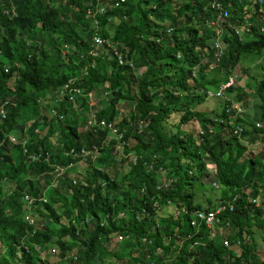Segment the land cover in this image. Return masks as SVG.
Instances as JSON below:
<instances>
[{"label": "trees", "instance_id": "1", "mask_svg": "<svg viewBox=\"0 0 264 264\" xmlns=\"http://www.w3.org/2000/svg\"><path fill=\"white\" fill-rule=\"evenodd\" d=\"M219 1L232 15L220 20L225 45L213 64L217 25L208 23L215 11L206 9L205 0H0V54L5 57L0 59V103H9L0 128H17L21 138L28 137L31 151L50 155L49 163L37 166L21 155L19 172L12 171L11 161L5 163L0 185L15 181L16 188L0 192V264H264L258 255L264 247V75L255 92L261 107L252 118L237 115L231 126L223 107L210 114L195 107L242 59L264 61V32L257 28L239 39L228 27L239 19L237 3ZM97 34L106 42L96 54ZM212 69L223 75H211ZM72 76L83 93L78 107L63 98L58 105L63 116L52 115L56 123L48 120L41 114V107L51 106L48 93ZM227 91L238 99L249 96L239 86ZM88 93L99 100L93 109L97 122L112 123L118 139L108 129L88 128ZM120 101L125 114L117 107ZM33 118L24 131L23 123ZM192 119L202 132L180 128ZM234 127H240L246 144ZM257 141L258 158L249 151L245 155L248 144ZM94 146L99 157L82 179L72 168L62 172L56 186L47 184L53 164L66 168L78 161L71 149ZM30 175L45 180V200L27 205L23 194L40 192L33 189L38 182L23 180ZM157 175L169 180L159 181ZM210 175L209 187L219 192L216 201L204 191L198 198L194 189ZM169 203L183 212L159 217ZM229 203L232 210L227 205L216 224L227 234L209 238L203 222L198 228L190 225L194 210ZM232 229L234 234L228 232ZM224 240L236 244L239 253ZM53 247L55 260L51 253L41 257Z\"/></svg>", "mask_w": 264, "mask_h": 264}, {"label": "clouds", "instance_id": "2", "mask_svg": "<svg viewBox=\"0 0 264 264\" xmlns=\"http://www.w3.org/2000/svg\"><path fill=\"white\" fill-rule=\"evenodd\" d=\"M216 1H219V0H216ZM225 2H227V1H225ZM262 6L264 7V0H263ZM205 7H206V9L210 8V4H209L208 0H205ZM210 10L213 11V9H211V8H210ZM234 10L236 11V7L234 8ZM216 28H217V26H216ZM214 33L216 34V35H214V41H215L216 38H217V32L215 31ZM254 33L255 34L257 33L256 28H255L253 34ZM96 37H99L102 40L101 44L96 42ZM218 38L221 41V48L224 51V45H225V43H224L225 42L224 41V34L221 37H218ZM214 41H213V46H214ZM105 42H106V40L102 36H99L98 34L94 35L93 36V49L92 50H94L95 53L97 54L96 51L98 50L99 47H103V44ZM2 43H3V34L0 31V46H1ZM214 49H215V47H214ZM222 54L220 56H216L215 55V50H214V62H213V64L215 62L217 63L220 60ZM75 77H77V76H72L71 78L68 79V81L63 86H60L59 88L55 89L54 91L48 93V94H50L49 102H50L51 106L49 108L41 107V114L45 115L48 118V120L49 119L52 120L51 116L55 115L56 113H59L58 105L60 104L61 99L66 98L68 101H71L73 103L75 102V104H76L75 106H77V104H79L78 98L80 96H83V93H82L81 88L79 86L75 85ZM217 90L216 91L215 90H211V89L210 90H206V93L208 91H211V92L214 93L212 96H208L207 95V97L208 98L217 97V96L221 97L222 94L225 91H227V89H226L222 94L217 95V94H215L217 92ZM85 95L87 97V103L89 105V112H88V116H87V118H88V126H89L88 128L95 129L96 127H100L102 129H108V130L111 131L110 137H114V138L118 139L120 137V135H116L117 132H116V129H114V126H113L112 123H107L104 119H101V120H104L105 124H106L105 126H103L102 124H100L101 120H99V122H97V114H96V112H93V109L98 104V103H96V100H94V98H93V96L95 97V95L93 93L92 94L88 93V94H85ZM71 96H72V98H70ZM234 101H236V100H231V99L226 100L224 105H223L224 110L226 108V105H231ZM8 105H9V103H8L7 100H4V101H2L0 103V124L3 122L2 120L6 118ZM55 105L57 107H55ZM42 110H44V113L42 112ZM59 114H61V113H59ZM231 115L234 116V117H232ZM231 115H228L226 113V117H228L227 120H226V123L228 124V120L232 119L234 121L233 122H229V124L232 126V124H234V122H235V117L237 115L241 116V114L240 113L235 114L234 112H232ZM60 116H63V114H61ZM33 121H35L34 118L32 120H30L29 122L23 123L24 131L28 130V126L30 124H32ZM39 121H40V119H39ZM42 121L43 120H41V122ZM52 121L55 122L54 120H52ZM256 121L260 122L257 119L255 120V122ZM108 124H111V126L108 127ZM34 130H35V132L39 131L38 128H35ZM239 137H240V135H239ZM27 138L28 137L25 136V135H22V138H21V133H20V131L17 130V128L13 129V131H11V132L10 131H5L2 128H0V175L2 173V170L5 169V163L7 161L8 162H10V161L12 162V167H13L12 171L19 172L21 169H23V167H22V159L20 157L21 155L26 158L27 162L30 165H34V166L42 165V163H45V162H47V163L50 162V160H49L50 155H49L48 151L47 150L46 151H42V150L31 151L29 149V145L27 144V141H28ZM240 140H241V137H240ZM9 145L13 146V148H11V150L9 152V155H8ZM117 148H118V152L121 153V146H119V147L117 146L116 149ZM71 153H73L75 155H78L77 156L79 158L78 161L70 162L66 168H63V166H61V165L53 164L54 165L53 171L48 172L49 176H50V180H49V182H47V184L49 186H56L57 183H58V179H62L61 178L62 172H64L65 170L74 168L73 165L77 164L80 160H84L86 162V166H85V168H86V167H89L92 164L95 165V159L97 157H99V151H98V149L95 146H94V149L92 151L88 150V149H85V148H81L77 152H74V150L71 149ZM87 156H90V160H88ZM133 158L134 157H132L131 159H133ZM54 171H56L57 174H58L56 177H53L51 175V173L54 172ZM83 173H84V171H83ZM118 177H119V175H117V179H118ZM29 179L32 180L33 182H38L37 185L33 189L34 190L38 189V190H40V192L37 193L36 191H34L32 195H29L28 193L25 192L23 194V196H22L23 202L28 205L35 199H43V200H45V198H44V196H45V188L42 187L44 182H45V180L40 178V181H39L38 180L39 176L35 177V176H32V175H30V177H27L26 179H23V180L28 182ZM5 182L6 181L4 180V182L0 185V192L4 191V192L11 193L16 188V182L15 181L8 182L6 185H4ZM73 182H75V180H73ZM21 184L25 185V183H21ZM255 199H257V201H258V198H255ZM0 202H1V199H0ZM27 205H26V209L23 210V212H24V219L29 221V219L32 216H31V212H30L29 207L27 208ZM7 211H9V209H7ZM117 238H120V236H117Z\"/></svg>", "mask_w": 264, "mask_h": 264}, {"label": "rangeland", "instance_id": "3", "mask_svg": "<svg viewBox=\"0 0 264 264\" xmlns=\"http://www.w3.org/2000/svg\"><path fill=\"white\" fill-rule=\"evenodd\" d=\"M216 32H218V31H216ZM110 34L113 35V31H111ZM214 35H216V34L214 33ZM217 37H219L218 33H217ZM0 59L5 60V57L0 55ZM241 61L242 62H240L235 67L236 69H234L231 72L229 77L234 79V85L233 86H239L241 88V90L244 91L245 93H248L249 96H246L243 99H238V98L235 97V94L233 92L225 91L222 94L221 97L217 96V97L205 98L204 101H202L201 103L197 102L195 107L198 110L205 111L207 114H210L212 111L219 112V111H221L225 101L228 100V99H231V100H237V101H234L233 104L236 105L237 108L240 109L238 112H240L242 118H247V117L248 118L249 117L252 118L254 116V113L257 110V106H258V108L261 107V106H259L260 102L257 101V96H256L255 92H256V85H257L258 80L264 75V69H263L264 61H263L262 58H252V57H247L245 59H242ZM143 69L144 68H142L140 71H142ZM212 71H213V69H212ZM211 75H217L218 77H221L223 74L222 73L219 74V73H216L215 71H213L211 73ZM189 84H192V83L190 82ZM99 92L101 94V88H99L97 90V93H99ZM93 98H94V100H96V103H98L97 98H95L94 96H93ZM117 107H118V109L120 110L121 113L125 114L127 112V109L122 105L121 101L118 102V106ZM42 112L44 113V110H42ZM177 115L178 114H176L174 116L178 117ZM175 117H173V119ZM233 121L234 120L229 119L228 123L229 122H233ZM170 122H171V120L168 121V123H165L166 129H169ZM200 126H201V123L197 119H192L188 123H186L184 125H181L180 128L181 129H185V130L188 129V130L194 131V132H196V131L197 132H202ZM80 127H82V125ZM44 132H45V130H43L41 134L43 135ZM241 141L244 144L247 143V141L245 139L241 138ZM261 149H262V146H261L260 142H258V141L256 143H253L252 145L248 144V147L246 148L247 151L245 152V155H247V152L249 151L251 156H255V157L258 158V156H259L258 153L260 152ZM85 166H86V162L84 160H80L77 164L73 165V167L75 168V172H74L73 176L76 177V178H82ZM208 169L211 172L214 169V166L213 165L212 166H208ZM68 170H71V169H68ZM51 175L53 177H56L58 174H57L56 171H54V172L51 173ZM157 176H158L157 179L159 181H161V178H163L162 180H164V183L167 182V180H169V179H167L166 175L161 176V177L159 175H157ZM211 177H212V175H210L208 178L202 179L201 182H198V183H204V185L196 184V186L194 187V189L198 191V198L199 197L203 198L204 197V192H206L207 193L206 195L208 197H210L214 201L217 200V199H215V197L219 193L218 192V188H216V187L215 188H210L209 187L208 180ZM202 191H204V192H202ZM202 205L205 207L206 203H203ZM182 212H183L182 210H178V208L176 207V205L174 203H169L167 208L160 210V212H159L160 216L159 217H161V216L168 217L170 215L171 216L172 215H174V216L175 215H180ZM215 232H218V233H222L223 232V235H225V233L227 234V230H225V229H222L221 231L220 230H216ZM228 232H231V234H234L235 230L232 229V230H229ZM212 236H213V231L210 230L208 237L211 238ZM66 241H71V240L67 239ZM111 243H113V242H111ZM229 248L230 249H234L233 252L235 254L239 253V248L237 247L236 244L231 245V243H230L229 244ZM0 250L2 251L3 249H0ZM57 251H58L57 248L53 247V248H51L49 250H43L40 253H41V257L42 258L48 257V255H49L48 253H51L52 254V255L50 254L51 258L53 260H55L56 256H54V255L57 254ZM258 255L260 256L261 259L264 260V247H262L260 250H258ZM135 258H136L135 260L138 259L137 256H135ZM52 259H50V260L53 262ZM128 264H132V262H129Z\"/></svg>", "mask_w": 264, "mask_h": 264}, {"label": "built area", "instance_id": "4", "mask_svg": "<svg viewBox=\"0 0 264 264\" xmlns=\"http://www.w3.org/2000/svg\"><path fill=\"white\" fill-rule=\"evenodd\" d=\"M232 1V0H231ZM235 3H237L236 11H237V17L239 18L236 20V23L230 24L228 23V27L231 29V32L236 35L239 39L245 38L247 35L252 36L253 32L257 28L264 32V7L262 6L263 0H234ZM210 4V8L215 11V16L209 20L210 24L217 25V33L218 36L221 37L223 35V30H225V27L221 24V21H225L227 17H230L232 14L229 12V7H223L221 8L220 2L216 0H208ZM103 6L99 8V11L102 12ZM257 14L259 17H257ZM221 20V21H220ZM170 29H168L169 31ZM95 38V37H94ZM96 42L99 44L102 43V40L99 37H96ZM214 47H215V55L220 56L223 53V49L221 48V41L217 37L214 41ZM194 75V72H193ZM234 84V79L229 77L228 80L224 83H221L218 87V90L215 94L220 95L222 94L228 87L232 86ZM78 91V90H77ZM214 93L211 91L207 92L208 96H212ZM72 98V96L70 97ZM240 109L237 108L236 105L233 103L231 105H226L225 111L228 115H231L232 112L235 114H238ZM232 116V115H231ZM234 117V116H232ZM100 124L105 126V121L101 120ZM256 127L261 126V123L256 121L254 123ZM110 127L111 124H108ZM233 132L235 134H240L241 129L240 127H235L233 129ZM253 201L258 204L257 199H253ZM229 206V209L232 210L233 204H220L215 209H197L192 212L193 218L190 221V225L192 227H199V224L203 222V224L209 228L213 233H216V230H220V228L216 229V224L221 222V218L219 217V214L221 211H223L226 206ZM228 225V222L225 224ZM219 232V231H218ZM224 245L229 246L228 241L224 240Z\"/></svg>", "mask_w": 264, "mask_h": 264}]
</instances>
